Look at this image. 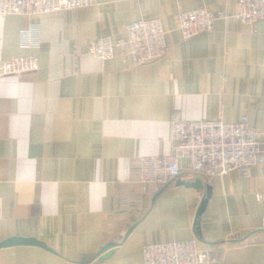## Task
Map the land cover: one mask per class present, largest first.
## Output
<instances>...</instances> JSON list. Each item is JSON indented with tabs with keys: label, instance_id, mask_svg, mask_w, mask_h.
I'll use <instances>...</instances> for the list:
<instances>
[{
	"label": "crops",
	"instance_id": "0c3cea01",
	"mask_svg": "<svg viewBox=\"0 0 264 264\" xmlns=\"http://www.w3.org/2000/svg\"><path fill=\"white\" fill-rule=\"evenodd\" d=\"M200 8L232 16L237 0H94L41 17L38 48L20 44L28 17L0 16V62L39 58L36 72L0 77V243L35 238L53 251L3 248L0 264H141L145 246L192 238L211 264H264V164L205 178L212 195L199 225L206 187L191 186L186 159L184 177L162 191L139 182L142 159L174 155L176 115H247L264 128V23L217 18L185 39L178 14ZM156 18L166 58L134 67L89 54L92 41Z\"/></svg>",
	"mask_w": 264,
	"mask_h": 264
},
{
	"label": "built area",
	"instance_id": "2783aa9c",
	"mask_svg": "<svg viewBox=\"0 0 264 264\" xmlns=\"http://www.w3.org/2000/svg\"><path fill=\"white\" fill-rule=\"evenodd\" d=\"M94 0H0V16L20 15L31 20L21 31L20 44L24 48H38L40 29L38 20L54 13L89 7ZM236 18L244 25L264 23V0H237V11L232 16L217 14L200 8L178 14L179 29L185 39L212 30L217 18ZM89 54L107 61L117 55L129 59L134 67L164 59L168 54L166 32L161 19H141L125 28L124 37H101L90 43ZM39 58L19 55L0 62V77L20 76L36 72ZM171 142L174 155L150 157L141 161L139 182L145 188L153 186L159 192L170 180L184 177L181 160L189 162L190 174L209 180L233 171L247 176L253 167L264 164V128L251 126L249 117L242 116L238 123L222 119L184 121L176 115L172 121ZM259 202L264 194H257ZM198 238L147 245L143 248L141 264H211L207 251L198 249Z\"/></svg>",
	"mask_w": 264,
	"mask_h": 264
},
{
	"label": "water",
	"instance_id": "95a60500",
	"mask_svg": "<svg viewBox=\"0 0 264 264\" xmlns=\"http://www.w3.org/2000/svg\"><path fill=\"white\" fill-rule=\"evenodd\" d=\"M191 186L196 187L198 189H203L204 186L206 187L205 195H204V198H203V200L199 206L197 217H196V225H199L201 215H202L203 211L206 209L208 202L211 198L212 188L209 185H206L204 178L201 176H198L196 182L194 184H192ZM131 231H132V229L129 231V233ZM199 236H200V233H199ZM15 246H36V247H40V248H43V249H46V250L53 252L52 250L48 249L44 244H42L40 241H38L35 238L13 237V238H10V239L5 240V241L0 243V249L10 248V247H15ZM114 246H115L114 243H110V244L106 245L104 248H102L99 251V253L96 255V257H99L102 253H104L105 251H107L108 249H110Z\"/></svg>",
	"mask_w": 264,
	"mask_h": 264
}]
</instances>
